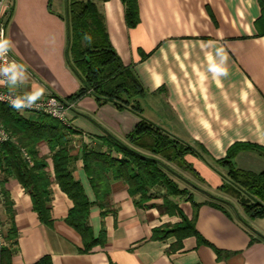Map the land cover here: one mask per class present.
<instances>
[{
    "label": "crops",
    "instance_id": "1",
    "mask_svg": "<svg viewBox=\"0 0 264 264\" xmlns=\"http://www.w3.org/2000/svg\"><path fill=\"white\" fill-rule=\"evenodd\" d=\"M9 2L11 89L40 91L39 99L55 95L68 105L71 170L91 203L88 225L99 243L86 251L82 235L67 222L74 202L57 182L50 145L41 142L52 181V225L41 221L31 193L16 178H2L4 219L10 230L8 197L18 244L0 264H35L46 256L53 264H264V217H249L236 194L224 192L228 170L216 164L244 145L236 168L264 173V0H140L134 28L123 0L99 3L117 54L146 89L140 99L144 117L193 145L216 168L189 156L198 184L187 181L201 190L189 185L187 197L171 198L158 185L146 202L110 176L108 207L97 199L84 155L110 153V136L130 145L127 137L140 118L92 95L75 99L83 83L67 61V0ZM166 200L178 210H167ZM184 217L194 225L191 235H156L179 227Z\"/></svg>",
    "mask_w": 264,
    "mask_h": 264
},
{
    "label": "trees",
    "instance_id": "2",
    "mask_svg": "<svg viewBox=\"0 0 264 264\" xmlns=\"http://www.w3.org/2000/svg\"><path fill=\"white\" fill-rule=\"evenodd\" d=\"M106 1L108 0H67V61L83 83L75 99L92 95L100 103H111L122 110L133 112L140 118V123L127 137L130 145L110 136L105 139L110 153L89 151L84 155L85 169L97 199L101 206L108 207L112 192L110 176L124 181L129 186L131 195L139 197L140 202L149 200V189L158 185L164 186L171 197H187L189 191L181 189L171 176L190 186L192 184L179 175L169 162H175L181 170L196 175L195 169L186 160L187 155H191L203 160L215 171L216 168L193 145L171 135L144 117L140 99L146 95V89L134 69L124 64L110 40L105 17L99 6V3ZM139 1L123 0L130 28L140 23ZM35 116L37 117L26 120L10 107L0 105V121L13 137L12 141L0 148L3 182L5 177L16 178L31 193L34 209L41 221L52 225V181L47 171L48 163L40 157L38 149L41 142H47L53 152L57 182L74 202L67 222L79 231L86 251H90L99 241L94 238L88 225L91 203L82 185L73 178L71 164L74 158L69 150L71 139L68 127L47 115ZM246 148L244 145H235L228 156L216 161V164L228 170V183L223 187L224 192L235 193L249 217L262 218L264 173L242 171L234 164V158ZM241 195L248 199H242ZM211 197L219 203L232 205ZM165 207L171 212L178 210L169 200H166ZM6 208L10 218L7 235L9 246L0 247V261L5 255H11L18 244V232L13 224V211L8 197ZM193 228V223L184 217L183 224L179 227L167 232H157L156 235H161L163 239L174 234L189 236L193 233ZM35 264H53V261L46 256Z\"/></svg>",
    "mask_w": 264,
    "mask_h": 264
},
{
    "label": "built area",
    "instance_id": "3",
    "mask_svg": "<svg viewBox=\"0 0 264 264\" xmlns=\"http://www.w3.org/2000/svg\"><path fill=\"white\" fill-rule=\"evenodd\" d=\"M12 16V5L9 0H0V41H6L7 27ZM4 51L0 53V105L10 107L16 114H43L53 119L59 120L67 124L66 111L67 104L55 95H49L41 99H37L31 106H24L16 108L13 106V101L17 98L24 100L27 104L26 98L29 94H23L11 89V69L13 64V57L7 46H4ZM5 69H9L5 73ZM12 134L7 130L2 122H0V148L7 142L12 141ZM26 158L30 161V157L25 152ZM3 178V170L0 169V182ZM6 213L4 200L0 194V247H8L7 235L9 225L4 219Z\"/></svg>",
    "mask_w": 264,
    "mask_h": 264
},
{
    "label": "rangeland",
    "instance_id": "4",
    "mask_svg": "<svg viewBox=\"0 0 264 264\" xmlns=\"http://www.w3.org/2000/svg\"><path fill=\"white\" fill-rule=\"evenodd\" d=\"M139 3H140V1H139ZM139 9H140V5H139ZM189 156H191V155H187L188 158H189ZM169 164H170L171 167H173V168L176 170V172L179 173L184 179L189 180V181H191V182H193V183H197V184H198V180H197V178H196L191 172L181 170V169L177 166V164H176L175 162H169ZM171 177H172V178L178 183V185L180 186L181 189L185 188V189H190V190H191L190 186H189L185 181H183V180H181V179H179V178H176V177H174V176H171ZM241 196H242L241 198L244 199V200H247V199H248L245 195H241ZM170 197H171V196H170ZM171 198H172V197H171ZM173 198H174V197H173ZM239 205H240V206L242 205L240 201H239ZM239 216H240V215H239Z\"/></svg>",
    "mask_w": 264,
    "mask_h": 264
},
{
    "label": "clouds",
    "instance_id": "5",
    "mask_svg": "<svg viewBox=\"0 0 264 264\" xmlns=\"http://www.w3.org/2000/svg\"><path fill=\"white\" fill-rule=\"evenodd\" d=\"M0 35H2V33H0ZM7 44V41H0V53H2L5 49H4V46ZM5 73H7L9 71V69H5L4 70ZM13 83L15 82L14 78H13ZM42 95V92L40 91H36L34 92L32 95L28 96L26 98L27 100V104H25V101L24 100H21L19 98H17L16 100H14L12 103H13V106L16 107V108H21V107H24V106H31L32 104L35 103V101L37 99H39Z\"/></svg>",
    "mask_w": 264,
    "mask_h": 264
},
{
    "label": "water",
    "instance_id": "6",
    "mask_svg": "<svg viewBox=\"0 0 264 264\" xmlns=\"http://www.w3.org/2000/svg\"><path fill=\"white\" fill-rule=\"evenodd\" d=\"M192 186L196 187V186H195V185H193V184H192ZM196 188H197V189H200L199 187H196ZM200 190H201V189H200ZM210 195H211V194H210ZM214 198H216V197H214Z\"/></svg>",
    "mask_w": 264,
    "mask_h": 264
}]
</instances>
